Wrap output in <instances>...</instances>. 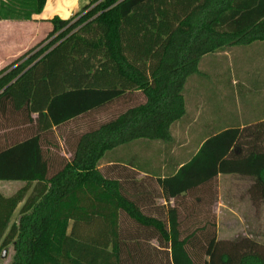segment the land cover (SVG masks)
Returning <instances> with one entry per match:
<instances>
[{
    "label": "trees",
    "instance_id": "obj_1",
    "mask_svg": "<svg viewBox=\"0 0 264 264\" xmlns=\"http://www.w3.org/2000/svg\"><path fill=\"white\" fill-rule=\"evenodd\" d=\"M47 1L0 0V21H32ZM51 23L0 71V129L14 131L0 137V181L25 183L0 193V251L14 246L12 264H264L252 240L217 242L215 223L188 232L178 206L219 175L252 179L251 199L264 203V121L211 136L164 178L139 179L118 163L100 169L135 141L173 142L203 57L264 42V0H93ZM134 92L145 102L79 135L70 158L51 142L55 128Z\"/></svg>",
    "mask_w": 264,
    "mask_h": 264
},
{
    "label": "rangeland",
    "instance_id": "obj_2",
    "mask_svg": "<svg viewBox=\"0 0 264 264\" xmlns=\"http://www.w3.org/2000/svg\"><path fill=\"white\" fill-rule=\"evenodd\" d=\"M85 6L86 4L83 2V4L80 5L78 12L82 11ZM70 18L71 16L64 20ZM1 27L2 25H0V28ZM50 28L51 27L48 23L40 25L39 29L37 27L29 26V38L27 39L25 37L21 41L28 42L33 39L46 37L49 34ZM11 37V41H14L21 36L18 34L16 38L13 35ZM51 40L47 41L38 50L45 47ZM256 48L257 47L250 49L251 51H255L249 53L247 57L249 61L246 60L244 64H247V66L250 67L253 66L254 68L250 70L251 74H255L258 78L260 74L264 73V69L262 65L257 66L256 64L264 61V53L263 51H257ZM7 53L8 52H1L0 55L3 56ZM227 62L225 68L221 71H227L228 74L226 77L232 79L235 76L230 72H235V69L230 67L232 65L230 64L231 62ZM255 66L257 68H255ZM207 75L209 77L207 80L210 85H207L206 87L214 89L215 91H209L207 93L205 100L201 102V107L203 108L196 116V120L199 122L198 126L203 124V127L201 126V128L206 127V132L201 134L200 137L212 135L213 131L223 129L225 126L237 127L241 122L248 123L260 120L264 117V85L261 84V86H256L254 84L255 80H253L255 77L251 76L250 79L245 82V80L240 78L239 75L237 80L240 85L236 87V85L233 84L234 80H231L232 83L230 85L212 84L214 70H211ZM125 100L119 101L101 111L91 113L90 115L64 127L55 129L52 135H49L51 142L59 147L62 156L70 158L69 151H71L72 146L79 135L100 127L102 124L116 118L126 110L136 107L144 102L142 95L140 98L137 97L134 100ZM210 124H213L212 127H209ZM28 131L29 133H32L31 128ZM174 135L175 139L170 144L159 141L139 140L109 152L102 160L100 169L105 174H108V169L112 164L114 165L119 161L130 162L133 164L138 162L136 165L142 168L145 165L149 166L150 164L151 171L156 177L168 176L176 171L180 162L187 160L188 157L197 150L196 147H181L182 144H184L187 134L181 132L180 129H176ZM145 141L152 143L147 144L144 143ZM198 141L199 140L194 139L193 145H197ZM172 152H174L173 154H175L176 157L175 155H172ZM171 160H173L175 164L171 163ZM221 184L224 193L223 200L228 201L229 204L231 202L234 205V210H221L218 214L220 220L217 222V215H215L212 210L207 209L203 215L200 214V222L193 223L196 221L192 222V220H190L191 213L187 209V205H178L183 218L182 223L184 229L186 228L188 232H192L196 228L204 226L207 221L212 222L213 224L215 223L216 226L217 242L228 243L229 246H236L244 239H249L262 246L264 251V203L257 204L251 199L249 189L253 184L252 179L241 176L233 178L227 177L223 178ZM24 186V182L0 181V193L4 196L10 197ZM158 203L163 204L161 199L158 200ZM186 216L187 218H185ZM192 216L194 218L197 214H192ZM18 218L19 211L15 214L13 223L17 222ZM201 218L203 220L205 219L204 222H202ZM5 253L6 256L4 257ZM14 255L15 249L13 245L1 249L0 264H12Z\"/></svg>",
    "mask_w": 264,
    "mask_h": 264
},
{
    "label": "crops",
    "instance_id": "obj_3",
    "mask_svg": "<svg viewBox=\"0 0 264 264\" xmlns=\"http://www.w3.org/2000/svg\"><path fill=\"white\" fill-rule=\"evenodd\" d=\"M92 1L93 0H48L44 11L40 15L36 16L34 20L32 21H0V25H2V27L0 28V53L8 52L6 55H3V56L0 55V71H2L4 68L11 65L20 56L24 55L26 52L30 51L31 49L36 47L38 44H40L42 41H44L49 36V34L53 31V25L51 23L52 19L58 17L64 20L68 18L69 16H71L72 18L74 15L81 12V11L80 12L78 11H79L80 5L83 4V2L87 6V5H90V2ZM44 23L45 24L48 23V25H50L51 27L49 29V34L46 37L39 38V39H33L32 41H28V42L21 41L25 37L27 39L29 38V26L37 27L39 29L40 25ZM18 34L21 37L19 39H15L14 41H11V38H12L11 36L13 35L16 38ZM254 47H257L256 48L257 51L258 50L263 51L264 53V42H255L249 46L230 47V48L224 49L223 51H220V52H217L211 55H207L203 57V59L200 62L199 73L196 75H193L192 77L188 79L187 84L185 86V91H184V98H185V104H186V115L181 121L177 122L173 126L172 135H173V138L175 139L174 132L176 129H180L181 132L187 134V137L184 140V144H182L181 147L183 148L196 147L197 150L193 154H191L187 160L180 162L179 167L188 163L198 153V151L200 150V148L202 147V145L208 138L222 131L235 128L233 126L232 127L225 126L223 129L213 131L212 135H208L206 137H200L201 134H204V132H206V127L201 128V126L203 127V124L201 126H198L199 122L196 120V116L199 114L200 110L203 108L201 107V102L205 100L207 93L209 91H215L214 89H209L206 87L207 85H210V83H208V80H207L209 78L207 73H209L211 70H214V75H213L214 78H213L212 84H215V85H222V84L230 85L232 83L231 80H234L233 84L236 85V87H238L240 85L239 81L237 80L239 75H240V78L245 80V82H247L250 79V77L253 76L255 77L253 80H255L254 84L256 86L258 85L261 86V84L264 85V73L260 74L257 78L256 75L251 74V71H250L254 67L253 66L250 67V66H247V64H244L246 60L249 61L247 58L249 53L255 51V50L253 51L250 50ZM227 61L231 62L230 64L232 65L230 67L232 69L233 68L235 69V72H230V73L234 74L235 76L234 78L236 79L227 78L226 75L228 74V72L221 71L223 68H225V65L228 63ZM260 63L261 62L257 63L256 65L257 66L262 65L264 69V61H262L261 64ZM255 68L257 67L255 66ZM141 95L143 96L144 102H145V97L141 92L131 93L126 98H123L119 101H123L125 99L134 100L137 97L140 98ZM34 117H36V115ZM261 121H264V117L260 120L251 121L248 123L241 122L237 125V127L243 128L245 126L253 125ZM212 125L213 124H210L209 127H212ZM13 132H14L13 129L1 128L0 137L2 139V142H4L6 138L12 135ZM194 139L199 140L197 145H193ZM144 143L150 144L152 142L145 141ZM173 153L174 152H172V155H175ZM117 163L124 165V166H133L139 172V176H138L139 179H145L148 177L150 179L155 180L156 178H159V177H162V178L166 177V176L156 177L151 171L150 164L149 166L145 165L147 167L144 166L142 168L136 165L138 162L133 164L130 162L119 161ZM171 163L175 164L173 160H171ZM227 177L233 178V177H238V176L219 175L217 178V181L213 183L212 185H208L204 191L203 190L197 191L194 194L192 193L191 195L185 196L186 199L184 200L183 205H187V209L189 210L191 215L197 214V216H199L197 218L192 217L190 219L192 220V222L196 221L193 223H198V221L200 220V214L203 215V213L207 211V209L212 210L213 213L217 215V222H219L220 220L218 217V214L221 212V210L223 209H227L226 211L234 210L233 209L234 205L231 202L229 204L228 201L223 200L224 193H223V187H222L221 182L223 178H227ZM161 202L163 204H160V205H166V206L171 205L172 207L174 206V201H171L170 204H168L163 199H161ZM20 208L21 207H19L17 212L20 210ZM204 220L202 219V222H204Z\"/></svg>",
    "mask_w": 264,
    "mask_h": 264
},
{
    "label": "water",
    "instance_id": "obj_4",
    "mask_svg": "<svg viewBox=\"0 0 264 264\" xmlns=\"http://www.w3.org/2000/svg\"><path fill=\"white\" fill-rule=\"evenodd\" d=\"M6 256V253L4 254V257Z\"/></svg>",
    "mask_w": 264,
    "mask_h": 264
}]
</instances>
